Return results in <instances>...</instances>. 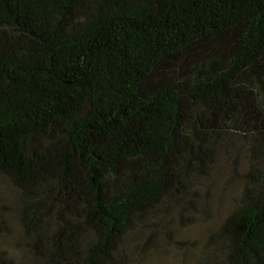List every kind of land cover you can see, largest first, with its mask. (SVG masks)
Here are the masks:
<instances>
[{
  "label": "trees",
  "instance_id": "16d2710c",
  "mask_svg": "<svg viewBox=\"0 0 264 264\" xmlns=\"http://www.w3.org/2000/svg\"><path fill=\"white\" fill-rule=\"evenodd\" d=\"M221 163L240 195L194 264H264V0H0V178L35 261L145 254Z\"/></svg>",
  "mask_w": 264,
  "mask_h": 264
},
{
  "label": "rangeland",
  "instance_id": "374dc122",
  "mask_svg": "<svg viewBox=\"0 0 264 264\" xmlns=\"http://www.w3.org/2000/svg\"><path fill=\"white\" fill-rule=\"evenodd\" d=\"M226 166L221 163L210 180L202 184L204 199L194 222L184 227L174 223L173 238L160 240L145 249V254L130 251L125 264H194L210 230L217 228L229 214L241 187L229 179ZM0 196L8 207L6 216L9 233L0 241V250L7 252L20 264H40L23 247L24 231L19 212V192L6 179L0 178ZM21 242V243H20Z\"/></svg>",
  "mask_w": 264,
  "mask_h": 264
}]
</instances>
